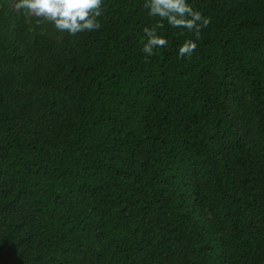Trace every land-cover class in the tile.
<instances>
[{
	"label": "trees",
	"instance_id": "16d2710c",
	"mask_svg": "<svg viewBox=\"0 0 264 264\" xmlns=\"http://www.w3.org/2000/svg\"><path fill=\"white\" fill-rule=\"evenodd\" d=\"M145 2L71 36L0 0V264H264V0L152 56Z\"/></svg>",
	"mask_w": 264,
	"mask_h": 264
},
{
	"label": "clouds",
	"instance_id": "9594fccd",
	"mask_svg": "<svg viewBox=\"0 0 264 264\" xmlns=\"http://www.w3.org/2000/svg\"><path fill=\"white\" fill-rule=\"evenodd\" d=\"M102 7L103 0H15V8L35 17L37 25L46 22L57 32L71 36L99 30ZM145 7L150 17L159 18L152 27L143 29L142 51L147 56L154 55L155 49L168 44L167 39L157 33V29L163 26L162 21L167 20L175 28H186L196 40L200 38L201 29L211 22L210 18L194 10L188 0H146ZM196 40L186 39L179 46L180 58L192 56L197 48Z\"/></svg>",
	"mask_w": 264,
	"mask_h": 264
}]
</instances>
